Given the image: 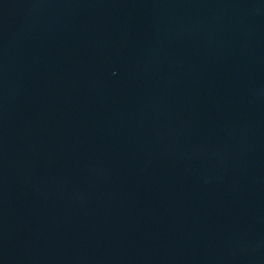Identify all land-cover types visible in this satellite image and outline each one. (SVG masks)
Instances as JSON below:
<instances>
[{
  "label": "water",
  "instance_id": "95a60500",
  "mask_svg": "<svg viewBox=\"0 0 264 264\" xmlns=\"http://www.w3.org/2000/svg\"><path fill=\"white\" fill-rule=\"evenodd\" d=\"M0 264H264V0H0Z\"/></svg>",
  "mask_w": 264,
  "mask_h": 264
}]
</instances>
